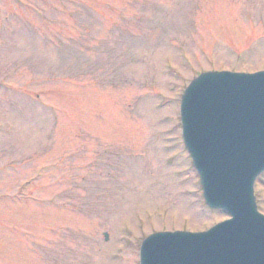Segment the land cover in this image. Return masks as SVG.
<instances>
[{
  "label": "rangeland",
  "instance_id": "374dc122",
  "mask_svg": "<svg viewBox=\"0 0 264 264\" xmlns=\"http://www.w3.org/2000/svg\"><path fill=\"white\" fill-rule=\"evenodd\" d=\"M220 71H264V0H0V264H138L226 220L179 123ZM253 195L264 215V174Z\"/></svg>",
  "mask_w": 264,
  "mask_h": 264
},
{
  "label": "water",
  "instance_id": "95a60500",
  "mask_svg": "<svg viewBox=\"0 0 264 264\" xmlns=\"http://www.w3.org/2000/svg\"><path fill=\"white\" fill-rule=\"evenodd\" d=\"M179 123L204 205L230 219L204 232L153 233L139 264H264V216L253 195L264 173V71L201 73L180 97Z\"/></svg>",
  "mask_w": 264,
  "mask_h": 264
},
{
  "label": "flooded vegetation",
  "instance_id": "af4514ba",
  "mask_svg": "<svg viewBox=\"0 0 264 264\" xmlns=\"http://www.w3.org/2000/svg\"><path fill=\"white\" fill-rule=\"evenodd\" d=\"M51 258H46L45 260L47 261V260H50ZM51 261H52V264H59V263H61V258L60 257H54V258H52L51 259Z\"/></svg>",
  "mask_w": 264,
  "mask_h": 264
}]
</instances>
